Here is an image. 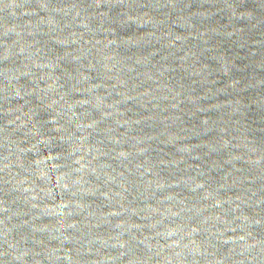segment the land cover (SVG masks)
<instances>
[{
	"label": "water",
	"instance_id": "95a60500",
	"mask_svg": "<svg viewBox=\"0 0 264 264\" xmlns=\"http://www.w3.org/2000/svg\"><path fill=\"white\" fill-rule=\"evenodd\" d=\"M0 264H264V0H0Z\"/></svg>",
	"mask_w": 264,
	"mask_h": 264
}]
</instances>
